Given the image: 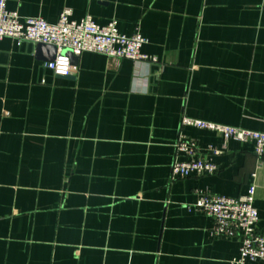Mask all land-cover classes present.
Returning a JSON list of instances; mask_svg holds the SVG:
<instances>
[{
    "label": "crops",
    "instance_id": "0c3cea01",
    "mask_svg": "<svg viewBox=\"0 0 264 264\" xmlns=\"http://www.w3.org/2000/svg\"><path fill=\"white\" fill-rule=\"evenodd\" d=\"M6 4L52 24L65 10L115 21L125 35L139 31L142 53L158 62L84 53L61 78L46 67L48 51L0 41V264H228L241 238L214 237V220L193 205L253 185L264 232V156L181 125L264 133V0ZM181 134L215 174L173 179Z\"/></svg>",
    "mask_w": 264,
    "mask_h": 264
},
{
    "label": "built area",
    "instance_id": "2783aa9c",
    "mask_svg": "<svg viewBox=\"0 0 264 264\" xmlns=\"http://www.w3.org/2000/svg\"><path fill=\"white\" fill-rule=\"evenodd\" d=\"M6 38L15 40L19 45L27 42L56 47V58L47 63L46 67L61 77L72 76L77 71V66L65 54L66 50L72 51L75 57L84 53H97L109 59L147 61L152 64L158 62L156 57L142 53L148 41L139 31L125 35L119 31L115 21L104 26L97 24L91 16L77 21L72 19L70 10H65L53 24L41 17L23 19L18 12L7 9L6 0H0V41ZM181 125L216 133L225 142L233 140L253 144L256 155L259 158L264 156V133L186 117ZM175 148L185 160L173 164V179L213 175L217 172V166L212 160L202 156L196 141L181 134ZM208 153L217 155L218 151L210 146ZM255 199L256 187L253 185L247 194L238 198L201 194L193 205L196 211L214 220V237L241 238L239 254L228 264L264 261V232L258 229L259 212L255 207Z\"/></svg>",
    "mask_w": 264,
    "mask_h": 264
},
{
    "label": "water",
    "instance_id": "95a60500",
    "mask_svg": "<svg viewBox=\"0 0 264 264\" xmlns=\"http://www.w3.org/2000/svg\"><path fill=\"white\" fill-rule=\"evenodd\" d=\"M37 51H38V53H42L44 51H48L49 54H50L48 56V61H50V62L54 61L55 58H56L57 49L54 46H49V45H44V44H38L37 45ZM65 54L68 55L71 58L72 64H74L75 57H74L72 51L66 50L65 51ZM58 77H61V76H58ZM61 78H68V77H61Z\"/></svg>",
    "mask_w": 264,
    "mask_h": 264
}]
</instances>
